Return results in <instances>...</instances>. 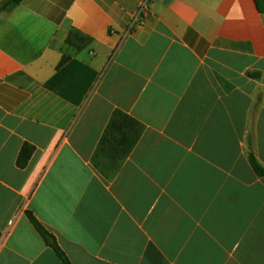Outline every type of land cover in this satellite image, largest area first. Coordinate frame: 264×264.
Listing matches in <instances>:
<instances>
[{"label": "crops", "instance_id": "1", "mask_svg": "<svg viewBox=\"0 0 264 264\" xmlns=\"http://www.w3.org/2000/svg\"><path fill=\"white\" fill-rule=\"evenodd\" d=\"M143 1L0 13V264H63L28 213L71 264H264V14ZM115 111L143 134L98 168Z\"/></svg>", "mask_w": 264, "mask_h": 264}, {"label": "trees", "instance_id": "2", "mask_svg": "<svg viewBox=\"0 0 264 264\" xmlns=\"http://www.w3.org/2000/svg\"><path fill=\"white\" fill-rule=\"evenodd\" d=\"M23 1L24 0H3L0 3V13L11 12ZM254 2L257 10L261 14H264V0H254ZM71 37L75 42L74 46L78 50L86 46V44L90 41L89 38L81 37L75 33H72L68 43L72 42ZM67 60L68 58H63L60 66L66 63ZM256 77H258V75H256ZM142 134L143 126L139 122L120 111H115L94 153V164L98 168L103 163L113 165V167H118L132 153ZM33 152L34 148L32 146L28 144L24 145L18 159V164L20 167H25ZM249 159L256 175L264 178V167L258 162L253 154H250ZM28 217L35 229L46 241V243L55 251L62 263L71 264L56 242L49 243V239L51 238L50 234L39 223L34 215L32 213H28Z\"/></svg>", "mask_w": 264, "mask_h": 264}, {"label": "built area", "instance_id": "3", "mask_svg": "<svg viewBox=\"0 0 264 264\" xmlns=\"http://www.w3.org/2000/svg\"><path fill=\"white\" fill-rule=\"evenodd\" d=\"M154 1L155 0H144L139 11H138V16L144 15V13H146L149 10L150 4Z\"/></svg>", "mask_w": 264, "mask_h": 264}, {"label": "water", "instance_id": "4", "mask_svg": "<svg viewBox=\"0 0 264 264\" xmlns=\"http://www.w3.org/2000/svg\"><path fill=\"white\" fill-rule=\"evenodd\" d=\"M50 241H52V239Z\"/></svg>", "mask_w": 264, "mask_h": 264}]
</instances>
